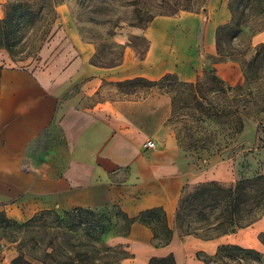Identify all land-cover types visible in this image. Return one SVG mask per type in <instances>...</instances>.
I'll return each mask as SVG.
<instances>
[{
	"label": "crops",
	"instance_id": "1",
	"mask_svg": "<svg viewBox=\"0 0 264 264\" xmlns=\"http://www.w3.org/2000/svg\"><path fill=\"white\" fill-rule=\"evenodd\" d=\"M229 20L221 0H208L201 13L154 17L143 32L144 55L137 56L127 46L115 66L93 64L95 46L70 30L66 41L72 52L54 57L63 60L59 67L1 68L0 211L19 220L23 213L26 219L45 209L117 205L135 216L160 206L173 227L185 187L206 181L229 184L231 161L196 172L175 146L158 145L157 133L171 113L168 96L102 97L117 91L111 84L136 77L156 80L174 73L182 81L196 80L202 67L199 58L216 54V29ZM229 68L227 62H218L210 70L227 84L239 82L240 76L233 78L225 71ZM147 139L155 142V149L142 148ZM259 227H264V220ZM257 232L249 226L203 240L174 231L169 244L155 247L151 230L135 222L127 236L109 234L106 243L125 247L128 255L120 264H150L152 257L170 254L175 264H183L185 256L214 255L220 245L260 251Z\"/></svg>",
	"mask_w": 264,
	"mask_h": 264
},
{
	"label": "rangeland",
	"instance_id": "2",
	"mask_svg": "<svg viewBox=\"0 0 264 264\" xmlns=\"http://www.w3.org/2000/svg\"><path fill=\"white\" fill-rule=\"evenodd\" d=\"M136 1H138L137 4H133V0H2L0 1V18L5 16L9 5L21 6V27L19 42L11 48V51L0 48V68L27 67L29 70L37 71L51 69L53 65L59 67L63 60L58 61L54 57L68 49L70 53L72 52L70 43L66 41L70 30H75L81 39L95 46L93 61L96 64L107 66L116 64L121 61L127 46L133 48L137 56L142 57L147 47L143 32L148 25L145 21L150 12L157 16L160 13L168 15L184 12L201 13L208 4V0H196L188 10H185L172 8L171 3H174V0ZM236 2L237 0H221V3H224L229 10L230 20L216 29V54L199 58L202 67L196 80L204 81L213 64L227 62L231 69L225 71L233 78L240 76V81L235 84H225L234 87L243 82L245 67L252 59L257 45L264 41V29L256 32L258 25L251 20H241L237 26L236 18L231 11V6H234ZM145 9L149 11L146 12ZM239 11L240 9L236 13L237 17H239ZM261 22L264 23V19ZM238 28L240 30L236 32ZM64 56L63 59L67 58V55ZM232 68H236L237 72ZM111 85L117 91H108L102 97L135 99L149 93L169 97L171 113L163 128L157 133L156 139L159 146H175L192 170L209 171L216 162L229 160L232 162L233 172V180L229 184H234L241 178L264 174V113H261L258 107L253 106L244 112L243 131L234 136L230 128H226L225 134L221 132L220 121L221 119L227 121L228 118L203 114L195 106L192 95H180L169 86L163 85L159 88L143 81ZM204 95L208 100V102L204 101L207 108L209 104H219L220 99L215 92L204 90ZM195 186L185 187L183 191H191ZM110 206H100L96 210L107 211L112 216L117 214V209ZM21 210L24 212L23 209ZM51 211L54 213L48 212L39 216L31 224V228L25 229V226L19 228L0 222V264H13L12 260L17 256L22 254L25 258V252L40 254L47 242V238L42 237L44 231L51 233L59 230L68 237L75 233L70 226V223L76 221L72 213L64 215V211ZM55 214H58L60 218H56ZM7 217L19 223L29 219H25V213L19 220ZM61 220L64 222L62 227L58 223ZM187 220L190 219L187 218ZM263 220L264 213L249 225L253 230L258 231L257 239L261 244V250L258 251L260 258L239 259L224 255L221 259H213V255L196 252L192 258L185 256L182 263L198 264V260L204 264H264V245L260 241V234L264 232V227H259ZM172 225L176 234L180 236L181 230L175 227L174 218ZM31 235L36 237V246L33 247L32 243H27L25 246Z\"/></svg>",
	"mask_w": 264,
	"mask_h": 264
},
{
	"label": "trees",
	"instance_id": "3",
	"mask_svg": "<svg viewBox=\"0 0 264 264\" xmlns=\"http://www.w3.org/2000/svg\"><path fill=\"white\" fill-rule=\"evenodd\" d=\"M195 2L196 0H174V3H170L172 8L188 10ZM137 3L138 1L133 0V4ZM20 9L19 4H11L8 6L5 16L0 18V48H4L8 52L19 42ZM239 9V17H237L236 13ZM144 11L148 12L149 10L145 9ZM231 11L233 17L236 18L237 26L241 20H251L255 25H258L255 29L256 32L264 29V23L261 22L264 19V0H237L235 5L231 6ZM159 15L168 14L160 13ZM156 16L157 14L150 12L145 22L149 24ZM239 30V28L236 29V32ZM91 61L96 64L93 58ZM119 63L120 61L110 66ZM134 81H143L159 88L165 85L175 89L176 93H180V95H192L195 106L203 114L228 118L227 121L220 118L222 134H225L226 128H230L232 134L236 136L243 131V115L247 109L256 106L261 113H264V41L257 45L252 59L245 67L243 82L234 87L225 84L216 75L214 69L207 73L204 81H182L176 75L167 73L156 80L136 77L119 83ZM204 90L215 92L219 96V104H209L210 106L207 108L204 104V101L208 102ZM110 207H115L117 214L112 216L104 210L80 206L64 210V215L72 213L76 218V221L70 223L75 233L68 237L59 230L51 233L44 231L42 237L47 238V242L40 254L25 252V258L21 254L14 258L12 263L120 264L121 259L128 255L125 247L122 245L110 246L105 239L112 229H114L112 234L127 236L135 222L141 223L151 230L153 246L161 247L171 242L174 227L168 224L166 213L162 207L147 208L135 216L127 215L117 205ZM48 212L52 211H38L25 222L19 223L0 211V222L19 228L23 226L25 229L31 228V224L39 216ZM263 213L264 174H259L241 178L234 184H223L217 181L201 182L196 184L191 191H182L175 209L174 222L175 227L181 230V237L194 236L203 240H211L251 225ZM55 215L56 218H60L58 214ZM114 218L115 220H113ZM58 223L61 224V227L64 225L62 220ZM260 241L264 245V232L260 234ZM27 243H32L33 247L36 246V237L31 235L25 246ZM224 255L239 259L260 258L258 251L234 244L220 245L212 258L221 259ZM149 262L150 264H175L172 254L163 258L152 257Z\"/></svg>",
	"mask_w": 264,
	"mask_h": 264
},
{
	"label": "built area",
	"instance_id": "4",
	"mask_svg": "<svg viewBox=\"0 0 264 264\" xmlns=\"http://www.w3.org/2000/svg\"><path fill=\"white\" fill-rule=\"evenodd\" d=\"M156 147V144L153 140H150V139H147L145 140L143 143H142V148L144 150H147V149H155Z\"/></svg>",
	"mask_w": 264,
	"mask_h": 264
}]
</instances>
